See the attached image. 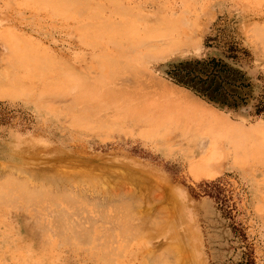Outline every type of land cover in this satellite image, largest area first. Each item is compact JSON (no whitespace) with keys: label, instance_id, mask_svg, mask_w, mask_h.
<instances>
[{"label":"rangeland","instance_id":"1","mask_svg":"<svg viewBox=\"0 0 264 264\" xmlns=\"http://www.w3.org/2000/svg\"><path fill=\"white\" fill-rule=\"evenodd\" d=\"M0 78V264H264V0H0Z\"/></svg>","mask_w":264,"mask_h":264},{"label":"trees","instance_id":"2","mask_svg":"<svg viewBox=\"0 0 264 264\" xmlns=\"http://www.w3.org/2000/svg\"><path fill=\"white\" fill-rule=\"evenodd\" d=\"M176 67L175 80L208 100L222 105L237 104L242 100L237 91L244 87L242 81L229 78L223 63L212 59L193 60L179 63Z\"/></svg>","mask_w":264,"mask_h":264},{"label":"bare ground","instance_id":"3","mask_svg":"<svg viewBox=\"0 0 264 264\" xmlns=\"http://www.w3.org/2000/svg\"><path fill=\"white\" fill-rule=\"evenodd\" d=\"M106 78H109L108 76H106ZM1 79V78H0ZM6 79V78H5ZM3 80L1 79L0 80V82H2ZM6 82V81H5ZM19 83V82H18ZM21 84V83H20ZM7 85H8V83H7ZM12 87V86H11ZM19 88V87H18ZM65 89V88H64ZM106 89V88H105ZM114 90V89H113ZM107 91V90H106ZM105 92V91H104ZM179 97V96H178ZM199 106V105H198ZM197 106V107H198ZM193 107H196V106H193ZM197 107L196 108H194V109H197ZM192 110V109H191ZM203 110V109H202ZM203 112V111H202ZM206 113V112H205ZM205 163V162H204ZM208 163V162H207ZM206 164V163H205ZM203 165V164H202ZM100 254V253H99ZM116 255V254H115Z\"/></svg>","mask_w":264,"mask_h":264}]
</instances>
